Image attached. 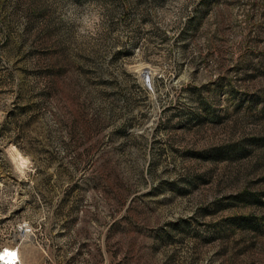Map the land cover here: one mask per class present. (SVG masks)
Returning <instances> with one entry per match:
<instances>
[{
	"label": "rangeland",
	"instance_id": "1",
	"mask_svg": "<svg viewBox=\"0 0 264 264\" xmlns=\"http://www.w3.org/2000/svg\"><path fill=\"white\" fill-rule=\"evenodd\" d=\"M6 247L264 264V0H0Z\"/></svg>",
	"mask_w": 264,
	"mask_h": 264
},
{
	"label": "bare ground",
	"instance_id": "2",
	"mask_svg": "<svg viewBox=\"0 0 264 264\" xmlns=\"http://www.w3.org/2000/svg\"><path fill=\"white\" fill-rule=\"evenodd\" d=\"M16 258V252L14 249H10L8 247L0 250V260L3 262L4 260L14 261ZM0 261V264H1Z\"/></svg>",
	"mask_w": 264,
	"mask_h": 264
},
{
	"label": "built area",
	"instance_id": "3",
	"mask_svg": "<svg viewBox=\"0 0 264 264\" xmlns=\"http://www.w3.org/2000/svg\"><path fill=\"white\" fill-rule=\"evenodd\" d=\"M12 249L15 250L16 252V258L14 261H10V260H4L3 262L1 261V264H20V258H19V251L17 247H12Z\"/></svg>",
	"mask_w": 264,
	"mask_h": 264
},
{
	"label": "trees",
	"instance_id": "4",
	"mask_svg": "<svg viewBox=\"0 0 264 264\" xmlns=\"http://www.w3.org/2000/svg\"><path fill=\"white\" fill-rule=\"evenodd\" d=\"M254 221H252V220H246L247 221V223H249L250 225H249V227H254L256 224H255V219H253ZM250 221V222H249Z\"/></svg>",
	"mask_w": 264,
	"mask_h": 264
}]
</instances>
